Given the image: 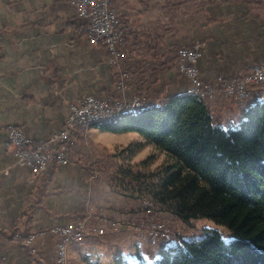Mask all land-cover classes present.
Wrapping results in <instances>:
<instances>
[{
    "label": "crops",
    "instance_id": "obj_1",
    "mask_svg": "<svg viewBox=\"0 0 264 264\" xmlns=\"http://www.w3.org/2000/svg\"><path fill=\"white\" fill-rule=\"evenodd\" d=\"M184 1H176L178 15H186L176 20L174 30H156L161 50L148 46L142 51L127 38V63L134 66L135 73L127 84L128 98L134 93L147 99L157 93L162 99L185 95L190 81L178 73L173 58L175 49L183 45L198 44L199 76L204 83L219 88L253 66L264 64V0H233L204 8L199 1L190 0L191 8L186 9L182 7ZM68 2L0 0V264H55L56 241L49 229L85 215L91 218L89 207L106 215L101 221L107 227L110 220L116 222V230L125 232L124 236L138 217H152L144 209L143 197L129 198L113 187L122 201L118 206L121 218L110 215L116 210L104 209L99 203L98 176L89 174L78 159L55 167L49 180L41 182L42 177L33 179L29 169L14 165L12 150L6 146L11 128L21 130L32 141H41L61 130L69 107L86 96H117L114 80L118 74L108 63V51L91 44L87 35L75 29ZM170 3L173 5L174 0ZM136 4L137 16L144 19L148 12L143 13L139 1ZM154 15L149 21H155ZM257 99L255 91L241 104L221 95L211 100L208 108L214 123L229 130L244 120L247 108ZM89 133L96 149L114 159L132 152L135 145L141 146L136 156L148 147L157 150L135 132L111 133L94 126ZM135 163L132 160L128 166ZM113 179L108 186L115 184ZM106 191L110 192L109 187ZM30 236L31 245L27 244ZM91 237L80 247L70 245L73 264H80L82 256L85 264H105L107 257L111 260L106 263L113 264L121 256L120 251L115 256L107 252ZM135 241L131 243L133 253L125 258L149 262L143 254L148 251L145 244L138 247ZM158 250L152 262L159 256Z\"/></svg>",
    "mask_w": 264,
    "mask_h": 264
},
{
    "label": "trees",
    "instance_id": "obj_2",
    "mask_svg": "<svg viewBox=\"0 0 264 264\" xmlns=\"http://www.w3.org/2000/svg\"><path fill=\"white\" fill-rule=\"evenodd\" d=\"M195 1L202 8L233 2ZM68 6L75 29L89 40L88 23L77 15L70 0ZM112 9L125 18L130 12L135 14L124 0H114ZM119 81L114 80L117 96L105 99L114 102L126 93L115 90ZM99 126L111 133H138L172 161L146 172L144 167L153 160L148 158L126 169L119 167L114 176L129 197L149 200L154 211L160 208L188 227L178 241L163 246L153 264H264V99L258 98L247 108L244 120L229 130L214 123L207 103L196 94L165 99L138 114L125 112ZM134 147L131 157L141 146ZM52 163L40 176L41 182L52 176L56 162ZM199 219L212 221L216 228L201 229L203 235L197 238L189 230L195 227L191 222ZM113 264L146 263L118 257Z\"/></svg>",
    "mask_w": 264,
    "mask_h": 264
},
{
    "label": "rangeland",
    "instance_id": "obj_3",
    "mask_svg": "<svg viewBox=\"0 0 264 264\" xmlns=\"http://www.w3.org/2000/svg\"><path fill=\"white\" fill-rule=\"evenodd\" d=\"M116 1H120V0H116ZM124 1L129 5V8L131 7V9L134 10L135 14L132 15L130 12L129 13L130 15L128 14L129 17L127 16L125 18L124 15H120L122 13H118V12L116 13V11L113 10L120 20L121 29L123 31V36H124V38L126 37L125 38L126 40H124V43H123L124 48L121 49L126 54V60L123 62V64L121 63L122 64L121 66H115L113 68L116 70L117 74L119 75L116 77L119 80H121L123 78V76H126L125 81H123V82L121 81V83L124 84L123 85L124 89L122 88L123 86L119 87V85H117L116 86L117 88L115 89L117 91V93L119 92L120 95L125 93V90L127 89V84L129 82V80L133 76H135V73L133 72L134 66H131L130 64L127 63L129 60L128 59V51H129L128 40H131L132 44L139 47L142 51L149 49V48H146L148 46L153 47L154 51H155V49H158V48H160L159 50H161V45H160L161 39L159 37H157L158 36L157 31L162 32L164 27H166L167 29H169L171 31L174 30L176 20L179 19L181 16L186 15L182 12H181V15H178L179 9H176V7H177L176 1L177 0L176 1L174 0L173 5H172V3H170L171 0H137V2H136V0H134L133 2H131L130 0H124ZM138 1L140 3V7L143 8V10L145 9L143 11V13L145 11L148 12V14L146 15V17L144 19H142L143 17H138L136 14V12L138 11V7H137L136 3H138ZM141 1H142V4H141ZM111 3H112L111 4V8H112V5H114V0H111ZM117 3H119V2H117ZM191 3H192V1H190V0L184 1L182 7L184 9L191 8ZM162 6H164V9H162ZM172 8H174V10H172ZM123 9H124V11L127 10L125 8H123ZM152 14H156V15H154L155 21H149V19L152 18V16H150ZM127 38H128V40H127ZM125 44H126V46H125ZM180 47H191V46H187V45L184 46L183 45ZM178 49L176 48L175 52L173 53L174 59H176V54H177ZM175 67H176V64H175ZM213 87H215V86H213ZM215 88L217 90V94H215V96L213 97L212 100H217V99L221 98V95H225V96L228 95V96L232 97V99L235 101V103L237 102V103L241 104V103H245V102L249 101L251 99L252 93L254 91L257 93L263 92L264 91V83L258 84L256 86H254L253 88H250V94L248 95V97H246L244 99H237L235 95L226 94V92L223 91L224 88H221V87L220 88L215 87ZM185 94H187V93H185ZM187 95H195V94H187ZM258 98L264 99V93L262 95H258ZM102 99H105V98H102ZM106 100H108V99H106ZM123 100L128 101V102H133L134 100H140L144 103H152L153 102V103L157 104L160 101H163L165 99H162L160 94L158 95L157 98L152 97L150 99H147L143 94H138V93L137 94L134 93L131 97L128 98L127 92H126L125 94H123L121 96V98H117L114 102H112L110 100H108V101L110 103H115L117 101H123ZM204 102L207 103V105H208V103L211 102V100H206V101L204 100ZM148 108L149 107H146V109H148ZM119 117H117V118H119ZM115 119H112L109 122H112ZM109 122H106L103 124H107ZM99 125H102V124H99ZM99 125H93L92 127L99 126ZM64 126H65V123H64ZM89 130H90V128H86V130L77 129L75 131L70 132L68 141L63 144V146L65 147L64 156L67 160V164L69 163V161H73V160L76 161L78 159L77 163H79L83 167H86L87 172L89 174L98 176V179H99V188L98 189L100 191V194L98 196L100 198L99 203L102 206L104 205V207H102L104 209L107 206L110 208H114L116 211L111 212L109 214L115 215L114 218H116V219H120L121 214L119 213L118 206H119L120 202H122V201L115 194L116 192L114 193V191H112L111 187H113V190H115V191H116V189L123 191V188L121 187V185H119L117 183L115 177L113 179V183H115V184H111L109 186L107 185L109 183L108 181H110L112 179V177L115 176V173L117 172L118 168L122 167L123 169H126L127 166L129 164H131L132 160L135 163V162H139L142 160L147 161L148 158H153L152 164H150L149 167H147L148 164H146V166L144 167V168H147L146 172H153L157 169L156 167H158L162 163H163V165L166 166V165H170L172 163V161L170 159H168V157L166 159V157H164L166 155L162 154L161 152H159V151H157L151 147L143 149L140 152V155H138V156H136V154H135V156L131 157L130 153L128 152L125 154L117 155V157H115V159H114V158L110 157L107 153L104 154L101 150L96 149L95 144L93 143L92 138L90 137ZM34 142H37V141H34ZM61 146L62 145H58L59 148H61ZM49 165H47V167ZM134 165H137V163L133 164V166ZM57 166H59L58 163H56L55 167H57ZM46 169L44 170V172L46 171ZM134 169L140 170L138 167H136ZM112 171H113V173H111ZM146 174H148V173H146ZM40 176L37 179H39ZM148 184H150V182L145 181V185H148ZM145 185H143V186H145ZM106 186L109 187L110 192L106 191L107 190ZM126 193L130 194L129 192H126ZM143 202H144V209L150 211V213H151L150 215L152 217H146V219H140V217H138L139 219L137 218V220L134 222L132 229L129 230V232H126L125 236H124L125 232L116 230V229H118V224H116V222L110 220L112 223H108V227H107L106 223L104 221H101L106 217V215H103V214L99 215L100 209L97 210V208L92 209L91 207H89L88 211L91 212V214H92L91 218L85 217L86 215L84 214L85 216H83V217H85V218L82 217V219H80V220H76V221L73 220V221L68 222V223H76L78 221H83L84 219H90L88 222L89 223L88 227L90 226L89 228H90V235L92 236L91 238H93V240L96 243H98L99 245H102L103 248L107 252H111V254H114V256L117 255L118 252L120 251L121 256L123 255L122 257L119 256L120 258H125L128 256L129 257L131 256V252H132L131 248H133V245H131V243H133L134 240H136L135 243L138 245V247L143 246L145 244V246H146L145 248L148 249V251L144 252L143 254H144V256H146L148 258L149 262H146V261H143V262L146 264H153V262H152L153 256L156 254L158 248H160L162 245L165 247V245L168 243L172 244L173 242L178 241L179 240L178 236H180L181 234H186L187 232H185V231L187 230L186 228H188V227H186L183 223H181L179 220H177L174 216L167 213L166 211H160L161 210L160 208H159V210L154 211L149 200L143 199ZM102 208H101V210H102ZM150 215H148V216H150ZM113 224L115 225V227L112 226ZM191 224L194 225L195 227L193 228V230L190 229L189 232H190V234H192L193 231H195V233L197 234V238H199L203 235V232L200 231L201 229H215L216 228L215 224L208 219H199L196 221H192ZM159 227H161L160 233L163 234V232L165 231L166 233L169 234L170 239L159 238L158 234L154 232V230H156L155 228H159ZM99 229H103L104 233L100 235L98 233ZM149 230H151L152 236L154 234H157V236L155 238L151 237L152 240L149 236L150 232L148 233ZM219 230L222 233L227 234V232L224 229L219 228ZM49 233H50V229H49ZM119 234H121V235H119ZM50 235L55 239L56 244H57L58 238L56 236L52 235L51 233H50ZM89 236H87V237H89ZM128 237H130V238H128ZM85 239L80 245H75V246L80 247L81 245H84ZM162 248L163 247H161L158 250L159 254H160V251L162 250ZM138 253H140V252H138ZM69 255L71 256L70 251H69ZM140 255H141V253H140ZM84 259H85V257L82 256L80 264H85ZM125 259H127V258H125ZM110 260H111V258L107 257L106 262L110 261ZM106 262H105V264H107ZM71 264H73V261H71Z\"/></svg>",
    "mask_w": 264,
    "mask_h": 264
},
{
    "label": "built area",
    "instance_id": "obj_4",
    "mask_svg": "<svg viewBox=\"0 0 264 264\" xmlns=\"http://www.w3.org/2000/svg\"><path fill=\"white\" fill-rule=\"evenodd\" d=\"M111 4V0H70V5L77 15L88 23L89 42L104 47L110 56L109 65L115 67L126 60V54L120 48L123 41V31L120 20L111 8ZM176 57L178 73L190 81V87L185 93L199 94L205 101L212 100L217 94V90L213 85L202 81L196 67L201 57L198 44L193 47H180ZM125 78L126 76H123L121 81H125ZM121 81L118 83L119 87L124 85ZM262 83H264V64L255 66L248 73L227 81L222 84L221 88H224L223 91L226 94L235 95L237 99H244L248 97L250 88ZM122 88L124 89V86ZM155 104L153 102L144 103L140 100L133 102L123 100L110 103L106 99L86 96L79 103L69 107V113L62 130L53 133L44 140L34 142L26 137L21 130L11 128L6 146L12 150L14 165L29 169L31 176L37 179L47 168V165L52 162L58 163L59 166L67 164L63 144L68 141L70 132L77 129L86 130V122L88 121L114 119L120 110L133 109L136 111L138 107H152ZM58 145H62L61 148ZM89 220L59 224L50 228V233L58 238L55 264H66V261H63V254L69 250H64V242L77 241L82 243L90 235ZM112 226L115 227L114 224ZM155 229L154 232L158 234L159 238L170 239L169 234L165 231L163 234L160 233L161 227ZM98 233L101 235L104 230L99 229ZM148 233L150 238L157 236V234L152 236L151 230ZM32 239L33 236H30L27 239V244L31 245Z\"/></svg>",
    "mask_w": 264,
    "mask_h": 264
},
{
    "label": "bare ground",
    "instance_id": "obj_5",
    "mask_svg": "<svg viewBox=\"0 0 264 264\" xmlns=\"http://www.w3.org/2000/svg\"><path fill=\"white\" fill-rule=\"evenodd\" d=\"M191 47H193V46H191ZM176 60H177V58H176ZM176 63H177V61H176ZM259 65H263V64H259ZM256 66H258V65H256ZM253 67H255V66H253ZM187 94H193V93H187ZM249 94H250V89H249ZM196 95H198L199 97H201L199 94H196ZM145 109H146V107H138L136 111H134L133 109L120 110V112L116 113V116H114V119L117 118V117H119V116H121V114H123L125 112H130V113L138 114V113H141L142 111H144ZM111 120L112 119H101V120L88 121V122H86V128H91L93 125L103 124V123L109 122ZM73 244L74 245H80L81 243H79L77 241H66V242H64V250H69L70 245H73ZM70 257L71 256L69 255V252H65V254H63V261H66V264H71V261H70L71 258Z\"/></svg>",
    "mask_w": 264,
    "mask_h": 264
}]
</instances>
